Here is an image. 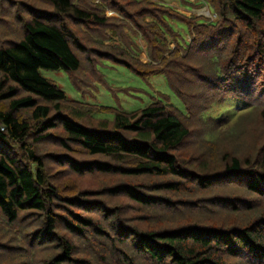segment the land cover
Masks as SVG:
<instances>
[{
  "label": "trees",
  "instance_id": "trees-1",
  "mask_svg": "<svg viewBox=\"0 0 264 264\" xmlns=\"http://www.w3.org/2000/svg\"><path fill=\"white\" fill-rule=\"evenodd\" d=\"M181 1L0 0V264H264V0Z\"/></svg>",
  "mask_w": 264,
  "mask_h": 264
},
{
  "label": "rangeland",
  "instance_id": "rangeland-1",
  "mask_svg": "<svg viewBox=\"0 0 264 264\" xmlns=\"http://www.w3.org/2000/svg\"><path fill=\"white\" fill-rule=\"evenodd\" d=\"M166 1H170L175 5L182 2L181 0ZM188 7H190L191 10H187L182 7L179 8L187 14L195 12L196 14H203L204 16H214L208 11L207 5H203L198 8H192L191 6ZM109 13L113 14V12ZM141 57L143 59L146 57L143 51L141 52ZM101 68L112 85L125 87L126 90L116 89L115 91H112L99 85V89L95 93L94 97H83L81 92L75 88L72 83L69 73L63 68L59 67L51 69L42 67L40 68V71L44 76L52 79L61 89H63L69 98L73 99H85L86 101L97 104L113 105L124 110H132L155 98L164 97L163 93H168L171 95V100L174 103L179 104L178 99L172 95L166 85L163 75L161 74L150 76L146 80L120 64L107 62V64ZM223 110H225L224 106H213L210 111L212 114H218ZM97 115L110 117L111 113L98 112Z\"/></svg>",
  "mask_w": 264,
  "mask_h": 264
}]
</instances>
